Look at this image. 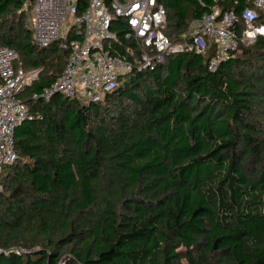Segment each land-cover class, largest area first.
I'll use <instances>...</instances> for the list:
<instances>
[{"label":"trees","instance_id":"obj_1","mask_svg":"<svg viewBox=\"0 0 264 264\" xmlns=\"http://www.w3.org/2000/svg\"><path fill=\"white\" fill-rule=\"evenodd\" d=\"M159 2L178 42L213 0ZM31 3L0 0V48L41 70L1 176L0 264H264V38L215 72L182 53L98 103L37 101L69 50L36 45Z\"/></svg>","mask_w":264,"mask_h":264},{"label":"built area","instance_id":"obj_2","mask_svg":"<svg viewBox=\"0 0 264 264\" xmlns=\"http://www.w3.org/2000/svg\"><path fill=\"white\" fill-rule=\"evenodd\" d=\"M80 3L34 0L27 8L37 46L44 49L61 41L60 46L69 50L62 75L51 87L34 93V100L51 101L63 94L81 105L98 103L135 69L153 70L165 57L182 53L208 57V69L215 72L241 46L264 38V0H213L178 42L166 34L167 11L159 0H87L84 12L79 11ZM69 18L72 22L65 28ZM117 19L125 21L123 34L122 27L115 26ZM123 38L129 43L127 55L119 54ZM40 72L25 70L13 49L0 48V193L4 167L18 159L16 130L32 118L21 95ZM1 253L5 252L0 249Z\"/></svg>","mask_w":264,"mask_h":264},{"label":"rangeland","instance_id":"obj_3","mask_svg":"<svg viewBox=\"0 0 264 264\" xmlns=\"http://www.w3.org/2000/svg\"><path fill=\"white\" fill-rule=\"evenodd\" d=\"M29 14V13H28ZM71 19L69 18L67 21H66V23H65V28L66 27H68V26H70V24H71ZM28 23L31 25V12H30V15L28 16Z\"/></svg>","mask_w":264,"mask_h":264},{"label":"water","instance_id":"obj_4","mask_svg":"<svg viewBox=\"0 0 264 264\" xmlns=\"http://www.w3.org/2000/svg\"><path fill=\"white\" fill-rule=\"evenodd\" d=\"M34 0H31V2H33Z\"/></svg>","mask_w":264,"mask_h":264}]
</instances>
